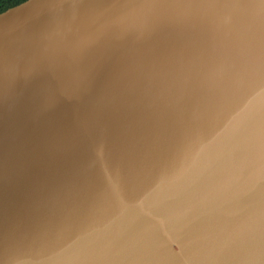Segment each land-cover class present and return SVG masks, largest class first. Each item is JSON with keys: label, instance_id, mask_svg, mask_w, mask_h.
I'll return each mask as SVG.
<instances>
[{"label": "water", "instance_id": "1", "mask_svg": "<svg viewBox=\"0 0 264 264\" xmlns=\"http://www.w3.org/2000/svg\"><path fill=\"white\" fill-rule=\"evenodd\" d=\"M0 264H264V0L1 12Z\"/></svg>", "mask_w": 264, "mask_h": 264}, {"label": "trees", "instance_id": "2", "mask_svg": "<svg viewBox=\"0 0 264 264\" xmlns=\"http://www.w3.org/2000/svg\"><path fill=\"white\" fill-rule=\"evenodd\" d=\"M24 1L25 0H0V13Z\"/></svg>", "mask_w": 264, "mask_h": 264}]
</instances>
